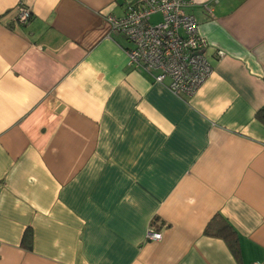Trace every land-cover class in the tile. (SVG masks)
Returning a JSON list of instances; mask_svg holds the SVG:
<instances>
[{
  "label": "crops",
  "instance_id": "obj_1",
  "mask_svg": "<svg viewBox=\"0 0 264 264\" xmlns=\"http://www.w3.org/2000/svg\"><path fill=\"white\" fill-rule=\"evenodd\" d=\"M132 1L0 0V264L264 262V0H189L212 68L191 96L127 65L107 15Z\"/></svg>",
  "mask_w": 264,
  "mask_h": 264
},
{
  "label": "built area",
  "instance_id": "obj_2",
  "mask_svg": "<svg viewBox=\"0 0 264 264\" xmlns=\"http://www.w3.org/2000/svg\"><path fill=\"white\" fill-rule=\"evenodd\" d=\"M188 4L189 0H133L122 16L107 15L111 30L124 34L132 45L124 50L127 65L148 72L157 83L168 79V90L183 96H191L212 69L206 54L209 43L198 32L195 17L186 12ZM17 10V21L27 23L30 10ZM154 14L159 18L152 22ZM215 53L224 55L220 49ZM146 238L159 240L161 232L149 227Z\"/></svg>",
  "mask_w": 264,
  "mask_h": 264
},
{
  "label": "trees",
  "instance_id": "obj_3",
  "mask_svg": "<svg viewBox=\"0 0 264 264\" xmlns=\"http://www.w3.org/2000/svg\"><path fill=\"white\" fill-rule=\"evenodd\" d=\"M255 117L261 122L264 123V105H262L259 109H257L255 113ZM158 219L155 217L152 221V225L157 224ZM204 233L208 236H217L221 237L225 240L228 245L230 251L233 254H238L237 241H236V233L233 228L225 221V219L219 215L215 214L206 224L204 228ZM22 245L30 249L31 247V234L26 233L22 238Z\"/></svg>",
  "mask_w": 264,
  "mask_h": 264
},
{
  "label": "rangeland",
  "instance_id": "obj_4",
  "mask_svg": "<svg viewBox=\"0 0 264 264\" xmlns=\"http://www.w3.org/2000/svg\"><path fill=\"white\" fill-rule=\"evenodd\" d=\"M156 20H158V15H153V16L151 17V21L154 22V21H156Z\"/></svg>",
  "mask_w": 264,
  "mask_h": 264
}]
</instances>
